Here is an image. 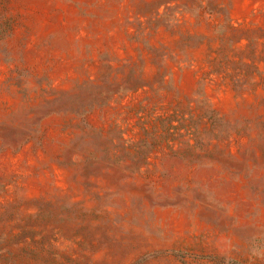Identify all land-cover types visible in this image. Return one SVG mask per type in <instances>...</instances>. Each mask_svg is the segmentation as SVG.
<instances>
[{"label":"rangeland","instance_id":"1","mask_svg":"<svg viewBox=\"0 0 264 264\" xmlns=\"http://www.w3.org/2000/svg\"><path fill=\"white\" fill-rule=\"evenodd\" d=\"M0 264H264V0H0Z\"/></svg>","mask_w":264,"mask_h":264}]
</instances>
